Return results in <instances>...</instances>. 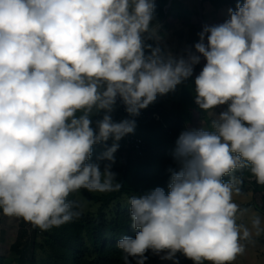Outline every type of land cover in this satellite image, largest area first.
<instances>
[{"label":"clouds","instance_id":"1","mask_svg":"<svg viewBox=\"0 0 264 264\" xmlns=\"http://www.w3.org/2000/svg\"><path fill=\"white\" fill-rule=\"evenodd\" d=\"M154 10V0H0V210L47 231L82 214L71 194L120 191L119 141L203 61L194 103L210 125L178 135L167 191L128 197L136 235L116 247L124 264H145L148 252L233 264L243 242L264 234L255 212L237 222L251 210L234 202L241 181L232 175L247 169L264 185V0H237L179 54ZM118 102L130 118L113 119Z\"/></svg>","mask_w":264,"mask_h":264},{"label":"trees","instance_id":"2","mask_svg":"<svg viewBox=\"0 0 264 264\" xmlns=\"http://www.w3.org/2000/svg\"><path fill=\"white\" fill-rule=\"evenodd\" d=\"M174 1L172 0L168 6V13L174 7ZM154 2V23H159L166 19L165 7L169 4V0H154ZM236 2L237 0H201L203 16L208 17V12H211L212 17L217 18L221 23L225 20L227 10L235 8ZM185 82L194 89V78ZM181 103L176 102L178 106ZM116 108L115 118H127L117 106ZM175 108L164 110L159 102H154L146 108L145 116L136 121L135 132L139 134H132L140 136L144 140V146L141 151H136L128 143L130 147L125 165L115 162L112 167V171L119 174L118 181L123 184L121 190L111 193H93L82 189L71 194L68 199L77 200L82 205L80 196L87 197L93 209L85 211L83 207L79 218L60 227H53L47 231L36 227L34 245L39 254L36 253L30 264H124L123 253L116 247L117 242L124 235L133 238L136 235L135 230L130 226L128 197L156 187L167 191L169 182L167 169L175 167L171 151L178 135L192 125L195 115L207 114L198 109L194 100L187 108L186 120L183 119L184 112H180L178 107ZM97 118L99 117H94V119ZM129 135L124 137L126 141ZM111 143L109 140L108 146ZM104 150V146H95L93 161ZM130 152L132 155L129 154ZM232 175L241 181L240 193L245 192L248 185L254 193L261 191L264 193V185L258 184L247 169L237 170ZM224 179L227 180L229 177L226 176ZM146 255L148 259L145 264L159 262V257L153 256L151 252ZM129 259L130 264H136L134 259Z\"/></svg>","mask_w":264,"mask_h":264},{"label":"rangeland","instance_id":"3","mask_svg":"<svg viewBox=\"0 0 264 264\" xmlns=\"http://www.w3.org/2000/svg\"><path fill=\"white\" fill-rule=\"evenodd\" d=\"M178 0H175L174 3L176 4ZM169 4L165 7L166 10H168ZM171 11H174V7ZM213 15L211 12H208V17L205 22L207 25L217 24L219 23V20L217 18H213ZM225 19L228 18V13H225ZM199 22L201 21V18H197ZM202 23V22H201ZM177 24L181 25L177 22ZM175 25V28L177 30L182 29L183 26ZM202 25V24H201ZM185 28L184 31L185 32ZM183 37V38H182ZM179 40H183L185 38V34H179L178 37H176ZM189 42H185L184 44H179L176 41L170 40L167 42L171 50L175 54L181 53L179 49L182 48V51L185 49L186 46L194 45L198 41L197 33H193L190 35ZM180 43V42H179ZM180 47V48H179ZM203 67V61L201 64L195 66L193 77L195 79V76L199 74ZM179 94H185L187 96V99L190 100V102H182L179 106L176 104V102H162L164 103L163 109L167 110H173V108L178 107V110L183 113V119H187V108L190 106L191 102L194 100V89L190 87V84L188 82H184L180 86ZM185 96V97H186ZM176 104V105H175ZM226 108L225 106H220L219 108L215 109L217 113L224 110ZM176 109V108H175ZM211 113H207L204 116H194L193 123L191 126L192 128H198L200 126L203 127H209L210 121L212 119ZM113 119L116 121L122 120L120 117L115 118L113 116ZM139 134V132H135L132 134ZM112 142V141H111ZM120 147L115 153V159L116 163L120 165H125L126 163V156L128 155V148L130 147L128 142L125 140V138H122L121 141H119ZM129 154L132 155L130 152ZM119 176L117 174L116 178ZM118 180V179H117ZM80 199L82 200L83 207L85 211H88L90 209H93V207L90 205V201L87 199V197L80 196ZM234 202H236L241 208H247L251 211L246 213L244 216H238L237 222L238 223H248L250 216L252 212H255L259 214L262 218V221H264V193L263 191L254 193V191L251 189V187L248 185L246 186V191L241 192L238 195L234 194L233 196ZM264 226V224H262ZM36 236V227L32 225L30 222L25 221L21 217H14V216H7L3 214V212H0V264H30L33 258L35 257L36 253L39 254V251H36L34 240ZM245 251L243 254L237 256L236 260L233 262V264H264V234H261L260 236H253L251 241H245ZM176 261H178V264H193V261L190 259H187L182 254L179 253L176 254V257L174 258ZM157 264H174L173 260H162L159 257V262Z\"/></svg>","mask_w":264,"mask_h":264},{"label":"crops","instance_id":"4","mask_svg":"<svg viewBox=\"0 0 264 264\" xmlns=\"http://www.w3.org/2000/svg\"><path fill=\"white\" fill-rule=\"evenodd\" d=\"M171 1L172 0H169V5ZM173 6L174 11H170L169 13L165 9L167 16L166 19H163V21L161 20V22H159V25L161 26L160 31L162 34H165L166 42L173 40L178 44H184L186 41L189 42L188 37H190V35H192L193 33H198L202 30V27L207 24L205 21L208 19L206 16H203L201 0H178L176 4H173ZM197 18H201V21L199 22ZM177 22L181 25L177 24ZM176 24L179 26H183V28L177 30L176 27L174 30ZM184 28L186 29L185 32H183ZM183 33L185 34L186 40L181 39L178 41L176 37H178L179 34H182L183 36ZM179 51L182 52V48L179 49ZM180 86L181 85H178L174 92H170L169 94L164 96H158L155 102H159L161 107H163L164 105V103L162 102H190L185 94H179ZM116 110L117 108L113 112V116Z\"/></svg>","mask_w":264,"mask_h":264},{"label":"built area","instance_id":"5","mask_svg":"<svg viewBox=\"0 0 264 264\" xmlns=\"http://www.w3.org/2000/svg\"><path fill=\"white\" fill-rule=\"evenodd\" d=\"M117 107L127 118H130L128 117V114L126 113L124 106L122 104L118 102ZM145 113H146V109L141 110L140 115L135 117L134 119L137 121L143 118L145 116ZM127 141L131 146H133L136 149V151H141V148L144 146V140L140 136H135L130 134Z\"/></svg>","mask_w":264,"mask_h":264}]
</instances>
